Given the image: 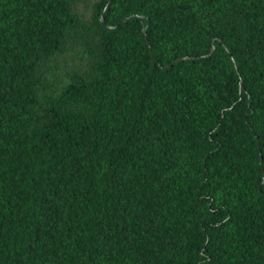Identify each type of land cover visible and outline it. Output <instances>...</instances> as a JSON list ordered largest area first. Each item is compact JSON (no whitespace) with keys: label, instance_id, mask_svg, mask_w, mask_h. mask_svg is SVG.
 <instances>
[{"label":"trees","instance_id":"1","mask_svg":"<svg viewBox=\"0 0 264 264\" xmlns=\"http://www.w3.org/2000/svg\"><path fill=\"white\" fill-rule=\"evenodd\" d=\"M0 264H264V0H0Z\"/></svg>","mask_w":264,"mask_h":264}]
</instances>
